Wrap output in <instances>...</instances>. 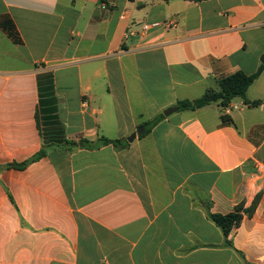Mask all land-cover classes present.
<instances>
[{"label": "crops", "instance_id": "0c3cea01", "mask_svg": "<svg viewBox=\"0 0 264 264\" xmlns=\"http://www.w3.org/2000/svg\"><path fill=\"white\" fill-rule=\"evenodd\" d=\"M263 56L264 0H0V264H264V71L165 115Z\"/></svg>", "mask_w": 264, "mask_h": 264}, {"label": "trees", "instance_id": "16d2710c", "mask_svg": "<svg viewBox=\"0 0 264 264\" xmlns=\"http://www.w3.org/2000/svg\"><path fill=\"white\" fill-rule=\"evenodd\" d=\"M193 1H203V0H193ZM264 71V56L262 57L261 65L258 71L253 75H247L244 72H236L231 76L225 77L219 81V91L209 90L202 97L196 100H182L176 104V108L179 111H188V110H197L208 106L213 103H219L222 108L228 106L232 101L236 99H244L247 102V92L249 87L256 81V79L263 73ZM164 116H160L148 123L145 124L147 126L148 132L153 126H155L160 120H162ZM225 121H230V118L227 115L223 116ZM103 144L105 145H114L118 148H126L128 144L124 143L121 140H109L104 139ZM68 145H74L73 142H68ZM45 155V150L42 149L34 158L30 161L25 162L23 164H15L12 165L15 168H24L28 165V163L38 160ZM259 196L256 198L254 204L250 208H245L243 205H239L236 209L228 214H211L210 218L216 225L221 228L224 235L228 237L233 229L238 228L245 215H252L254 212L256 205L258 203Z\"/></svg>", "mask_w": 264, "mask_h": 264}, {"label": "built area", "instance_id": "2783aa9c", "mask_svg": "<svg viewBox=\"0 0 264 264\" xmlns=\"http://www.w3.org/2000/svg\"><path fill=\"white\" fill-rule=\"evenodd\" d=\"M102 8L104 10H106V9H108V5L106 3H103L102 4ZM126 18H127V15L126 14H122L121 19H126ZM161 26L168 27V26H170V24H162V23H159V22H152V23L145 22V23L142 24V30L144 32H146V31H148L150 29L158 28V27H161ZM234 109H238V107L237 106H233L232 104H229L228 106L223 108L225 115L229 114Z\"/></svg>", "mask_w": 264, "mask_h": 264}, {"label": "water", "instance_id": "95a60500", "mask_svg": "<svg viewBox=\"0 0 264 264\" xmlns=\"http://www.w3.org/2000/svg\"><path fill=\"white\" fill-rule=\"evenodd\" d=\"M176 111H178V108H176V107L175 108H170L169 110L166 111L165 115L166 116H170L172 113H174ZM139 131H141V130H139ZM134 139H135V136H132L128 140H129V142H132Z\"/></svg>", "mask_w": 264, "mask_h": 264}]
</instances>
